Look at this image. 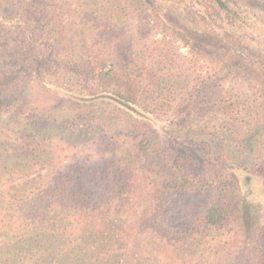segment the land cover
Wrapping results in <instances>:
<instances>
[{
	"label": "trees",
	"instance_id": "16d2710c",
	"mask_svg": "<svg viewBox=\"0 0 264 264\" xmlns=\"http://www.w3.org/2000/svg\"><path fill=\"white\" fill-rule=\"evenodd\" d=\"M248 17L222 0H0V264H264V207L239 181L264 189Z\"/></svg>",
	"mask_w": 264,
	"mask_h": 264
},
{
	"label": "rangeland",
	"instance_id": "374dc122",
	"mask_svg": "<svg viewBox=\"0 0 264 264\" xmlns=\"http://www.w3.org/2000/svg\"><path fill=\"white\" fill-rule=\"evenodd\" d=\"M189 1V0H187ZM226 4L230 6V8L239 14L242 15H249L247 19V27L244 32V34L241 36V38L244 39L247 46L252 47V52L256 53L259 60H257V63L264 64V27L261 26V24H264V0H222ZM164 3H161L163 5ZM176 38V37H175ZM178 39V38H176ZM174 43V46L178 47L181 45L182 42L178 41L177 43ZM180 53L186 52V47H183L182 45L179 47ZM260 60L262 62H260ZM244 65H251L252 67H256L257 65L253 60H248L244 63ZM245 67V68H246ZM126 157L129 159L133 154V148L129 146V144H126ZM135 163V167L137 166V163ZM137 169V168H136ZM144 174H140V183L143 182ZM249 175H243L239 174V181H240V189L242 191V196L245 199V201L248 204L258 206V207H264V189L262 186V183L259 179L254 177H247ZM143 185L138 189L139 191H142ZM141 205L144 204V202L140 203ZM191 203L189 202V199L180 198L179 203L176 204V208L178 211L181 209L189 206ZM150 239V236H149ZM237 244V239L233 240L228 249V254L235 251ZM187 255L192 254V250L186 251ZM153 264H160L158 258H154Z\"/></svg>",
	"mask_w": 264,
	"mask_h": 264
}]
</instances>
